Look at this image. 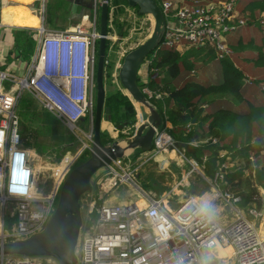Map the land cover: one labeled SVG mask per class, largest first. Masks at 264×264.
Masks as SVG:
<instances>
[{"label": "built area", "instance_id": "1", "mask_svg": "<svg viewBox=\"0 0 264 264\" xmlns=\"http://www.w3.org/2000/svg\"><path fill=\"white\" fill-rule=\"evenodd\" d=\"M157 1L166 19V30L156 52L162 47L182 49L185 44L213 46L217 58L221 59L231 53L228 36L246 25L245 19H236V0ZM102 3L103 0H94L93 30L82 24L65 30L42 26L36 58L27 76L16 77L0 70V244L25 240L45 229L56 210L63 182L82 152L89 149L84 143L83 151L73 156L62 155L47 163L41 159L42 166L38 167L33 150L22 146L16 107L27 89L78 136L86 135L78 123L89 116L93 123L99 38L96 20ZM114 9L112 6L110 15ZM129 10L137 17L136 9ZM108 40H112L110 32ZM115 43H110L109 55L114 51L117 55L111 81L118 84L124 56L136 46L116 51L112 50ZM109 55L106 65L110 63ZM151 62L146 57L141 66V83L148 82ZM142 89L153 97L149 87ZM168 128L172 126L166 122L164 129L157 130L153 149L143 153L138 163L131 159V153L113 161L95 181L86 200L89 207L86 217L83 216L76 264H211L207 256L212 252L225 259L224 264H264V234L253 220L261 221L262 211L257 207L246 211L240 207V194L221 188L225 165L209 179L208 191L188 195L175 208L167 203L169 194L160 198L140 185V168L174 150L191 166L192 172L198 171L204 176V164L186 158L175 146ZM87 136L91 141L92 131ZM43 170H50L51 185L47 194L38 195L34 192L35 178ZM181 183L184 179L178 185ZM124 188L123 200L117 192ZM205 196L211 197L213 205L225 202L234 208L233 219L222 225L214 216L209 220L194 215L189 205ZM40 258H46V264H59L52 257L17 255L0 256V264H41ZM212 261L218 264L214 258Z\"/></svg>", "mask_w": 264, "mask_h": 264}, {"label": "trees", "instance_id": "2", "mask_svg": "<svg viewBox=\"0 0 264 264\" xmlns=\"http://www.w3.org/2000/svg\"><path fill=\"white\" fill-rule=\"evenodd\" d=\"M112 6L115 20L128 13L126 0H112L110 13ZM235 9L236 19H245L246 25L228 36L230 54L218 59L213 46L162 47L147 56L152 60L148 82L141 83L138 78V83L153 92L150 100L163 119L160 128L164 129L166 122L172 124L167 132L184 145L181 150L185 157L204 164L203 174L208 179L231 160L234 165L225 168L223 190L241 192L240 207L262 209L264 167L259 166L258 157L264 152V0H236ZM136 12L139 23L147 17L139 15L138 9ZM97 21L99 26V15ZM127 34L128 29L120 31L123 37ZM109 47L108 40L107 56ZM115 57L109 55L110 63L106 65L105 79H109L112 89L106 91L105 105L110 108L108 120L115 124L120 137H129L135 133L138 112L119 79L118 84L111 81ZM247 62L256 71L251 66V72L243 68ZM211 63L221 66V79L200 80L201 72ZM19 105L20 99L16 113ZM17 115L22 124L24 118ZM20 135L22 146L39 149L37 143L25 142L24 131L20 130ZM101 141L104 145L113 142L109 131L102 130ZM89 156V149H85L77 165Z\"/></svg>", "mask_w": 264, "mask_h": 264}, {"label": "water", "instance_id": "3", "mask_svg": "<svg viewBox=\"0 0 264 264\" xmlns=\"http://www.w3.org/2000/svg\"><path fill=\"white\" fill-rule=\"evenodd\" d=\"M89 1V9H91L94 0ZM126 1L129 7L138 9L139 15L149 17L153 24L147 38L124 56L118 73L119 81L126 94L140 110L141 123L136 125L135 133L124 142L114 140L109 145H104L101 141L104 116L110 119V108L105 105L110 0H103L99 15L95 111L92 123V145L89 147L90 156L70 170L60 189L56 210L45 229L28 239L0 244V256L52 257L59 264H76L77 246L84 221L82 197L93 191V177L117 159L125 158L138 150L147 153L154 147L155 136L163 119L150 97L140 87L138 78L145 58L160 45L163 39L166 19L157 0ZM175 146L180 149L184 147L182 143L177 142ZM84 149L85 145L81 151Z\"/></svg>", "mask_w": 264, "mask_h": 264}, {"label": "rangeland", "instance_id": "4", "mask_svg": "<svg viewBox=\"0 0 264 264\" xmlns=\"http://www.w3.org/2000/svg\"><path fill=\"white\" fill-rule=\"evenodd\" d=\"M40 3L42 4V11L44 13L42 17L43 24L48 23V25L50 26H51V23L52 25L54 24L57 26L70 25V21H71L70 7H69L70 4H67L65 0H61V1L60 0H45V2L44 0H42L40 1ZM129 9H131V7H129ZM129 9L127 10L128 11L127 14H122L119 17V19H116V20L114 18V14H115L114 12L110 15V27L111 28L109 31H110V35L112 36V40L110 43H113V41H116L114 45L115 49L113 45L111 44V46L113 47L112 50L117 51L121 49V47L122 49H126L127 47L128 48L135 47V46L137 47L143 40L147 38V36L150 34L152 30L153 24H152L151 19H149V17L143 18L141 22L139 23L137 19L138 17H133L130 14ZM44 17L46 18L44 19ZM87 19L89 22L88 28L90 30H93L95 19H94L92 12H88ZM1 20H2V16L0 14V24H1ZM96 26L97 28L99 27L97 20H96ZM41 27L42 26L38 28L40 29ZM45 28H47V26ZM126 29H128V34L125 35L124 37L121 36L120 31H125ZM52 30H65V29L56 28ZM97 30H99V28ZM36 33L35 31H32V33H30V36ZM30 43H31L30 41H27L24 43L23 41L20 43L18 42V43H15V48L17 49V51H19L21 47L23 46H30L31 45ZM114 53L115 51L111 52V56L112 55L116 56L115 57L116 59L117 55ZM242 67L245 68L249 72H251L252 69L253 71H256V67L250 62H247V64H242ZM199 77H200V80L202 81H206L207 79H209L210 81H218L221 79V66L218 63L216 64L211 63V65L208 66L206 71L201 72V75ZM6 84L9 85V82L7 81ZM109 89L111 90L112 88L110 87L109 80L108 81L106 80V91L107 90L109 91ZM136 109L138 112V123H140L141 113L139 112L140 110L137 108V106H136ZM17 113L20 114L21 119L24 118V120L21 121L22 124H20L19 126L20 130L24 131L25 139L24 137L22 138L25 140V142L29 141L32 143H37L39 145V149L31 148L34 154L36 155L34 159L36 160L38 167L39 165L42 166V164L39 163L38 158H44V160L48 162L50 159L61 157L62 155L73 156L74 154L81 151V149L84 146V143H86L89 147H91L92 145L90 139L87 136V135H90V132L92 131V125L90 123V116L87 117L85 120H82L78 123L79 127H81L86 132V135L81 134L80 136H78L77 132L73 131L74 129H72L71 127L67 126L64 122L59 120V118L53 112L47 109L34 96V94L28 91L27 89H25L20 96V105H19ZM107 119L108 117L104 116L103 130L109 131L110 136L113 138V141L118 140V141L124 142L125 139H127L128 137H120L119 132L115 127V124H113L110 120H107ZM107 121L111 122L112 124L107 123ZM142 154L143 152L141 153V151L138 150L136 151V154L131 155V159L135 163H138L141 160ZM167 159L169 160V163H170L167 169H164L165 162H159L157 160H152V161L146 162L140 168V172L138 175V181L140 185L148 192L160 198L164 197L168 193V191L171 190V184H174L178 181L177 177L174 178V174L178 175L181 169L179 165L176 163L171 167L172 160L170 158H167ZM156 167L158 170H160L161 173L159 174L157 173V171L155 170ZM189 167H190L189 165H185L184 168L191 170V167L190 168ZM73 168L74 166L72 167V169ZM102 173L103 171H99L93 177V186L95 184V181H97V179L100 177V175H102ZM51 179H52V175H51L50 170H43L42 172L37 173L36 178H35L34 192L38 195L47 194L49 191L48 189L49 181H51ZM167 185H170V187H168ZM184 185H185L184 183H181L178 185V187L174 190L172 194L173 197L174 195H176V193H178L184 187ZM88 195L89 194H86L82 197V215L84 217H86L87 208L89 207L88 206L89 202L87 201L86 203V200L90 198L88 197ZM172 195H169L170 197L169 201L170 199H172L171 198ZM58 200H59V195L56 200V204L58 203ZM171 202L176 204L174 198L171 200ZM214 207H215V213L213 216L222 225H226L228 222H230L233 219L235 210L227 203L224 202L223 204V202H217L214 204ZM221 252L224 253L223 250H221ZM207 257L209 258L211 264H214V262L212 261V258H214V260H216L218 264H224L226 261L225 259L220 258L215 252L210 253ZM38 261L41 262V264H46L47 259L40 258L38 259Z\"/></svg>", "mask_w": 264, "mask_h": 264}, {"label": "crops", "instance_id": "5", "mask_svg": "<svg viewBox=\"0 0 264 264\" xmlns=\"http://www.w3.org/2000/svg\"><path fill=\"white\" fill-rule=\"evenodd\" d=\"M40 1L42 0H0V14L2 16L1 26H0V70L10 73L12 75H15L16 77L27 76L28 73L30 72V68L32 64L34 63L36 54H37L38 41L40 38L38 27L46 25L47 28L49 29H56V28L74 29L76 25L82 24L88 28L89 26V22L87 19L88 12H92L94 16L93 7L89 9V5H90L89 0H65L67 4H70L69 5L70 19H71L70 25L57 26L54 24L52 25L51 23V26H50L48 25V23L43 24L42 17L44 13L42 11V4L40 3ZM45 18L46 17H44V19ZM88 30L90 29L88 28ZM32 31H35V33L37 31V33L30 36V33H32ZM22 41L23 43L30 41L31 45L21 47L20 49L21 52H20V50L17 51V49L15 48V43H18V42L20 43ZM107 123L112 124L109 121H107ZM171 126L172 124L169 122V127ZM103 127H104V124H103ZM167 158H170L172 160L171 167L176 163L179 165L181 169L178 175L174 174V178L177 177L178 181L174 184H171V190H169L166 195L168 194L170 195V193L174 192V190L178 187L179 181H182L184 179V184H185L184 187L178 193H176V195H174V197L171 194L172 195L171 198L175 199L176 204L173 203L174 201L171 202L172 199H170L169 201L170 197L168 198L167 203L170 208L177 207L178 204L190 194L200 195L204 193L205 191H208L211 188L208 182L209 181L208 178H205L204 176H202V174H200L198 171L192 172L191 171L192 169L189 170V169L184 168L185 165H189V164L183 161L182 157L177 152V150H174V151H171L170 153H166L164 155L158 156L155 160L159 162H165L164 169H167L170 164ZM41 159L45 161V163H47V161L44 160V158H38L39 163ZM258 159L261 162L259 166L264 167V152L262 156L258 157ZM35 164H37L36 160H35ZM224 165L226 167L228 166L231 167L234 164L231 162V160H229ZM155 170L157 171L158 174L161 173L160 170L157 169V167ZM167 186L170 187V185H167ZM125 193H126V189L124 188L121 191L117 192V196H119L120 199H123V198L125 199L126 197ZM237 193L241 195V192H237ZM260 195L262 197V202H263L262 209H261L262 218H261V221L255 218H253V220L256 226L260 228L261 233L264 234V226H263L264 224V187H261ZM250 207L252 206H248L246 208L242 207V208L247 211V209ZM250 218L252 219V217Z\"/></svg>", "mask_w": 264, "mask_h": 264}, {"label": "clouds", "instance_id": "6", "mask_svg": "<svg viewBox=\"0 0 264 264\" xmlns=\"http://www.w3.org/2000/svg\"><path fill=\"white\" fill-rule=\"evenodd\" d=\"M189 210L193 211L194 215H199L202 218L211 219L215 213V207L212 204L211 197H202L199 200H194L189 205Z\"/></svg>", "mask_w": 264, "mask_h": 264}, {"label": "bare ground", "instance_id": "7", "mask_svg": "<svg viewBox=\"0 0 264 264\" xmlns=\"http://www.w3.org/2000/svg\"><path fill=\"white\" fill-rule=\"evenodd\" d=\"M263 226H264V224H263ZM224 252V251H223ZM223 253L221 252V255H222Z\"/></svg>", "mask_w": 264, "mask_h": 264}, {"label": "flooded vegetation", "instance_id": "8", "mask_svg": "<svg viewBox=\"0 0 264 264\" xmlns=\"http://www.w3.org/2000/svg\"><path fill=\"white\" fill-rule=\"evenodd\" d=\"M85 120V119H84Z\"/></svg>", "mask_w": 264, "mask_h": 264}]
</instances>
